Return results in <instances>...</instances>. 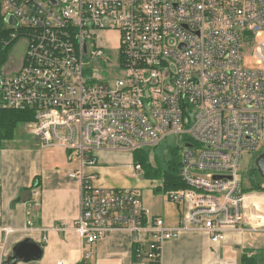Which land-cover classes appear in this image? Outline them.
Masks as SVG:
<instances>
[{"label":"built area","instance_id":"1","mask_svg":"<svg viewBox=\"0 0 264 264\" xmlns=\"http://www.w3.org/2000/svg\"><path fill=\"white\" fill-rule=\"evenodd\" d=\"M263 31L264 0H0V108L29 111L24 127L41 148L77 158L69 178L80 184L82 246L125 232L161 264L162 245L182 232L214 244L229 232L264 235L263 195L238 175L242 154L264 146ZM243 50L258 68L244 66ZM168 139L179 142L184 186L165 192L177 227L152 216L136 189L103 187L87 172L98 151L132 155Z\"/></svg>","mask_w":264,"mask_h":264},{"label":"crops","instance_id":"2","mask_svg":"<svg viewBox=\"0 0 264 264\" xmlns=\"http://www.w3.org/2000/svg\"><path fill=\"white\" fill-rule=\"evenodd\" d=\"M16 133L17 130L14 140L0 148V246L4 247V264L12 248L25 239L39 244L42 255L38 260L17 264H149L145 258L146 245L134 243L129 233H113L102 242L82 246L73 231V222L79 216L80 184L69 178L79 167L77 158L61 149L41 148L36 139L30 148L20 149V134ZM9 143L16 146L9 147ZM110 152L98 151L96 167L87 172L96 173L98 184L103 187L133 190L128 182L117 187L114 174L104 166L110 160ZM130 159L132 170L131 154ZM32 188L39 193L37 199ZM153 201L152 194L142 198L152 216L163 219L167 227H177L179 208L164 210L161 217ZM27 221L32 222L31 227ZM5 228L12 232H4ZM135 246L141 251L138 256H134ZM263 250L264 235L260 232H229L223 242L214 244L202 232L186 231L164 242L161 264H242L243 256H255ZM87 253H90L88 258Z\"/></svg>","mask_w":264,"mask_h":264},{"label":"rangeland","instance_id":"3","mask_svg":"<svg viewBox=\"0 0 264 264\" xmlns=\"http://www.w3.org/2000/svg\"><path fill=\"white\" fill-rule=\"evenodd\" d=\"M109 37L115 42L114 35L109 36ZM255 41L257 43L264 42V31L261 33V36L257 38ZM23 53H24V45L20 42V47H17L14 52V57L16 58L15 60L10 59L9 64L12 65L13 61H16V59L19 58V56L21 57ZM241 60L243 61V64L245 67H248V68H258L259 67L258 65H256V61H255L252 51L243 50L241 54ZM16 134L17 136H19L20 134V139H19L20 149L22 148V146H23V149L30 148L31 144L35 141V138L29 135L27 131L24 129V125H20L17 128ZM6 144L7 143H3V146H5ZM15 144L16 143H13L8 146L9 147L16 146ZM178 144L179 142L172 140V139H168V140L162 141L156 147H148L145 151L148 156L149 166H151L152 168H160L162 170H165L167 168V162L172 159L169 151L171 148L176 147ZM50 150H56V149H50ZM124 152L125 151H118V150L111 151L110 156H109L110 160L106 165H104L106 168H108V170L111 171L110 173L114 174V178L116 179V183L118 184L117 187H122V185L123 186L125 185L124 182L125 183L128 182L130 184V185L128 184V187L134 188V189L136 188L135 192L138 193L141 199L142 198L145 199L147 194H152L154 196L153 202H154L155 211L157 215H160L161 217L163 216L164 210H167V209L173 210V208L177 209L178 206L176 204L172 202L165 203V193L164 192L158 191L155 189V187L161 181L146 179L142 171L138 172V171H133V169L131 170L130 153L128 152L124 153ZM263 152H264V146L262 145L259 149L255 151L244 152L242 154L240 168L238 170V175L245 185L250 186L252 182H256V181L259 182L260 177L255 167V160ZM132 165L134 164L132 163ZM134 183H135V187L133 185ZM113 185L115 184L113 183ZM136 185H139L140 187H136ZM263 188H264V183H261V189ZM258 193H262L263 197H261V199H264V191L258 192ZM263 222H264V218L262 219V223Z\"/></svg>","mask_w":264,"mask_h":264},{"label":"trees","instance_id":"4","mask_svg":"<svg viewBox=\"0 0 264 264\" xmlns=\"http://www.w3.org/2000/svg\"><path fill=\"white\" fill-rule=\"evenodd\" d=\"M31 120L32 117L29 111L3 110L0 108V148L3 146V143L14 140L15 132L20 125H24ZM169 153L172 159L167 162V168L165 170L149 166L148 156L145 150H138L132 153L133 164L141 166V171L146 179L161 181L162 186L156 188V190L164 193L184 188L178 176V149L173 147ZM261 183H264V180L261 178H259V182H252L249 190L263 192L264 188L261 189ZM133 252L134 256H138V253L141 251L140 248L135 246ZM150 264H157V262H151ZM242 264H264V250L255 256H243Z\"/></svg>","mask_w":264,"mask_h":264},{"label":"water","instance_id":"5","mask_svg":"<svg viewBox=\"0 0 264 264\" xmlns=\"http://www.w3.org/2000/svg\"><path fill=\"white\" fill-rule=\"evenodd\" d=\"M255 167L259 177L264 180V152L255 160ZM42 255V248L31 239H25L16 244L7 258L5 264H17V262H28L38 260ZM86 264V263H80Z\"/></svg>","mask_w":264,"mask_h":264},{"label":"bare ground","instance_id":"6","mask_svg":"<svg viewBox=\"0 0 264 264\" xmlns=\"http://www.w3.org/2000/svg\"><path fill=\"white\" fill-rule=\"evenodd\" d=\"M259 208H262V210L264 211V206H262V207H259ZM262 225H264L263 223H261Z\"/></svg>","mask_w":264,"mask_h":264}]
</instances>
